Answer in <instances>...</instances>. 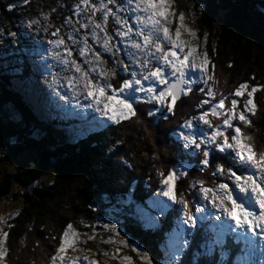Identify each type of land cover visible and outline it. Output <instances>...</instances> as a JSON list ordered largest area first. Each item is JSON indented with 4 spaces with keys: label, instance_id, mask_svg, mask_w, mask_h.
Returning a JSON list of instances; mask_svg holds the SVG:
<instances>
[{
    "label": "trees",
    "instance_id": "1",
    "mask_svg": "<svg viewBox=\"0 0 264 264\" xmlns=\"http://www.w3.org/2000/svg\"><path fill=\"white\" fill-rule=\"evenodd\" d=\"M194 1L202 2V6L196 8L197 23L205 33L201 40L204 38L207 47L211 86H215L213 102L227 96L226 108L231 107V99H236L238 108H243L247 95L237 98L229 94L240 83L249 85L246 92L252 87L259 88L253 94L255 114H247L251 126L245 127L238 120L232 123L252 137L256 152L264 151V0ZM65 2L0 0V26L12 28L18 14L34 16L38 11L48 12L52 22L62 26ZM174 2L175 14L179 15L181 0ZM3 78L0 75V200L11 194L15 200L22 201L18 216L7 222L3 232L7 233L10 258L17 260L26 252L35 254L36 246L44 241L45 231L50 229V240L43 242L40 253L47 259L54 242L59 243L69 224L85 235L95 234L104 225H116L128 237L136 239L141 248L155 253L153 235L165 227L164 217L158 216L159 222L147 228L131 214L133 209H138V197H143L145 192L143 182L156 177V172L173 170L178 149L168 143L169 130L194 111L201 95L189 92L176 103L173 112L163 118L160 114H156L157 118L152 115L148 118L146 109L150 106L142 104L135 109L133 123L118 124L93 135L84 131L83 138L68 141L64 136H56L54 126L36 123L17 96L6 89ZM11 103L27 125L12 122L5 113L4 107ZM223 119L222 115L220 122ZM228 131L230 134L231 130ZM54 138L59 139L57 143ZM27 151L37 153L30 165L20 170L17 167L12 171L6 169L25 152L31 154ZM213 155L221 160L224 154L213 150ZM235 158L233 154L232 160ZM201 159L203 154L195 160V170L184 172L182 176L187 181L202 178L209 185L213 179L219 181L218 176L211 175L215 161L201 171ZM49 170L53 173L52 181L45 185L41 178ZM184 182L176 180L175 190L182 193ZM12 187L19 191L12 192ZM27 264L37 263L30 260ZM201 264L206 263L201 261Z\"/></svg>",
    "mask_w": 264,
    "mask_h": 264
},
{
    "label": "snow or ice",
    "instance_id": "2",
    "mask_svg": "<svg viewBox=\"0 0 264 264\" xmlns=\"http://www.w3.org/2000/svg\"><path fill=\"white\" fill-rule=\"evenodd\" d=\"M82 2L88 7H93V15L98 9L103 10L102 23H106L108 16L112 14L111 10L107 9L103 3L98 6H93L89 4V0H82ZM108 3H113V0H108ZM131 5L130 11L135 12L134 23L136 29L131 27L124 28V23H121V28L118 34L123 39L124 37L132 36L139 38L137 42L129 39V46L136 49L138 52L144 53L149 49H154L153 51H148V55H154L158 53L157 57L158 63L161 66H149L147 59L141 61V57L137 55H132L130 58L137 68L147 69V71H141L139 73L131 72L129 73L127 65L124 66L123 71L128 73L130 78H124L119 84V87H113L108 83H101V80L93 81L85 76V88L87 92V98L92 101L96 106L97 111H102L105 118L110 120L112 123H119L122 120L130 119L136 116V111L134 110L133 103H130L128 99H120V93H128L129 99L135 93L143 92L148 96L150 101H153L157 106H163L167 109L169 113L173 112L174 107L178 99L181 96L189 95L191 88H185V72L186 69L191 68L195 71L199 67V71L204 74L206 71V66L209 64L206 55L194 56L197 53V48L191 46L190 42L181 41L179 39L181 35V29L183 28L189 36L195 38L196 33L192 30L185 28L183 25L184 16L182 14L170 13L168 0H128ZM11 10V9H9ZM122 10L121 8L116 9V11ZM170 16L175 17L178 21L175 28V36L170 33L168 25L173 23ZM85 27V25H81ZM96 28H99L101 32L104 31L102 24H96ZM55 35V33H53ZM93 38L95 39V33H93ZM109 37H105L104 47L107 50ZM57 41V44H60ZM167 46V47H166ZM187 47V52L185 48ZM194 57V58H193ZM99 60V56H97ZM197 61L199 63L197 64ZM67 63V62H65ZM231 66V65H229ZM163 67L170 70L175 82H171L166 79V73L163 71ZM214 69V66H213ZM75 71L80 72L79 67L75 68ZM89 71L100 72L99 68L90 69ZM109 72H102V78L108 77ZM111 75H115V70H111ZM206 79H210L206 77ZM142 81H154L158 85L163 86V90H157L154 87H144L142 86ZM249 85L246 83H240L229 95L232 97H242L247 95V99L243 101V108H238V101L236 99H231L230 108L225 107V101L228 99L227 96H222L218 101L212 105L210 112H203L198 120L207 125L210 132L207 134L206 138L200 139L198 142L193 139L192 133H186L181 137L184 141V147L195 149L191 155H196L197 152H202L203 159L199 163L203 166L201 171L208 169L213 161L218 159L212 154L211 149L214 148L215 152L224 154L223 164H215L211 170L212 177H216L217 174L224 176L225 180L230 179L232 184L235 185V192L230 189L228 183L219 182L215 179L212 180L214 186H205V182L201 180L199 182L200 188L199 192L203 199L206 201L205 208L210 205L216 210V213L221 215H215V220L221 221L218 225L221 230L225 232H231L239 230L237 233V239H243L247 245L250 247L255 246V241L259 240L264 244V151L256 152L254 145L251 143L252 137L243 133L241 128L235 126L232 122L233 120H238L245 127H250L251 122L247 117V114H255V103L253 100V94L260 89L257 87H252L251 91L246 90ZM158 91V94H157ZM208 100H201L199 104H207L209 100H215L213 90L209 88L207 90ZM92 106V105H89ZM150 116L154 113L149 110ZM212 116L219 119L221 115L224 116L222 127L214 126L210 123L208 116ZM194 119H196L194 117ZM182 128L191 129L193 127L191 121H185ZM224 129H230L231 133L226 134ZM196 134H200L197 132ZM233 154L239 160L240 164L249 166L254 170L253 175H238L233 170L237 167L233 163ZM211 156V159H210ZM184 172H176L174 169L169 170L166 176L162 173H158L162 178L160 183L164 185L160 194L166 197L168 200L176 203V196L174 192L175 181L180 179ZM226 174V175H225ZM195 187V185H193ZM237 193L240 195L238 196ZM250 194V197H249ZM183 203L185 212V223L188 227L193 225L190 223L193 216L188 212V204ZM254 202V207L259 210L255 212L250 210V205ZM166 207V206H164ZM197 212H201V208L196 209ZM223 221H231V227L223 223ZM72 225L69 224L67 228L62 232L59 246L55 251V255L51 256L49 259V264H74L77 257L67 258L65 253L68 248H73L79 241L75 239L78 233L72 231ZM107 227V225H106ZM115 230V225L112 226ZM248 234L254 239H249ZM7 237V233H0V260L5 258L6 252L4 250V243ZM92 239V237H90ZM103 243H116V241H102ZM187 243V241H185ZM119 247H128L132 252L137 253L141 256V264H152L149 256L144 251H137V247L132 246L131 242H125L124 239L119 241ZM103 255H108V253H103ZM179 255V253H177ZM118 253L114 254L112 258H116ZM87 264H96V261L88 260V257H84ZM122 264H131L128 257L122 258Z\"/></svg>",
    "mask_w": 264,
    "mask_h": 264
},
{
    "label": "rangeland",
    "instance_id": "3",
    "mask_svg": "<svg viewBox=\"0 0 264 264\" xmlns=\"http://www.w3.org/2000/svg\"><path fill=\"white\" fill-rule=\"evenodd\" d=\"M81 4H84V3L81 2ZM180 4H181V13L180 14H182L184 16L183 25H184L185 28H188V29L192 30L193 32H195L196 33V37L193 38V37L189 36L188 33L185 32L184 29L182 28L181 29V35H180L179 39L181 41L190 42L191 46L197 48L198 51H197L196 54H194V56H198V55H206L207 56V51H206L207 47L204 44V38L202 39L203 41L201 40V36L204 37L205 33H204V31L201 28H199V24L197 23V16L198 15L196 13V8L198 6L201 7L202 6V2H199V4H198L194 0H185V1L181 0ZM173 5H175V3ZM115 6H117V5L115 4ZM175 7H176V5H175ZM74 8L76 9V6H75V4H72V6L69 9L75 10ZM40 12H43V11H40ZM172 12L174 13V9L172 10ZM91 15H93V10H92V14ZM91 15H89V17H91ZM42 17H43V19L46 20V14L42 15ZM36 21L38 22V20H36ZM36 21H34V22H36ZM74 21H75L74 18L66 17L65 22L63 23V27L60 29V31L61 32H65V29H67V27L71 23L74 24ZM34 22H32V24ZM28 23H30V21ZM177 23H178V21L172 23L173 24V29H172V31L170 33L173 36H175V28H176V24ZM27 26H28V24H27ZM49 26L46 24V28L47 29L49 28ZM40 31H44V30L41 29ZM55 31H53V33H55ZM0 34H2L1 31H0ZM85 35H86V33H83V36H85ZM12 36H13L12 33L9 34V35L4 34V35H2L0 37V41H3L5 38H10ZM25 36H26V34H25ZM27 38L30 39L31 36H28ZM33 39H35V38L32 37L30 39V41L33 42ZM11 45L13 46L14 49H16L17 46L14 43L11 44ZM90 47H94V46H90ZM9 49H12V47L8 46V45L0 46V52L1 53H5V50H9ZM112 49H113L114 52L110 51L108 53V56L106 55V58H107L106 61H102V63H103L102 68L105 69V71L109 72L110 74H109L108 77H104V78H102V75L100 74V77H101L102 80L107 79V81L109 80L110 82L115 79V76L111 75V70H113V69L115 70V73H116L115 75H119V74L123 73L122 72L123 71V63L119 62V54H118V52L115 51V46L114 45L112 46ZM86 50H88V49L86 48ZM20 51H22V50H20ZM14 52H17V50H15ZM93 52L96 55L95 58H97V56L102 58L101 52H99L97 50V48ZM185 52H187V47L185 48ZM84 53H86V52H84ZM134 54L138 55V53L137 54L134 53ZM4 56H5V54H4ZM158 56H156V58H155L156 62H155V59L153 58L152 65L148 61L150 63L149 64L150 67L153 66V65L161 66V65H159L158 60H157ZM19 59H20V57H19ZM19 61H21L20 65H24L25 64L23 62L22 58ZM19 61L16 60V62H18V63H19ZM198 63H199V61H197V64ZM207 66H206V71H205L204 74H202L199 71V67H197V69L195 71H192L191 68L186 69V72H185L186 82H185L184 87L185 88H188V87L192 88L196 84H198L199 86H203L205 84V82H207L209 85L212 84L211 76L207 72ZM163 71L166 73V79L174 83L175 80L173 79V76H172L170 70L167 69L166 67H163ZM206 77H209L210 79H206ZM116 82L118 84H120L117 79H116ZM105 83H106V81H105ZM142 86H144V87H154L158 91L159 90H163V86L156 84L154 81H144L142 83ZM210 88L214 89L215 86L212 85ZM158 91H157V94H158ZM122 95H124V93H120L119 94V98ZM137 97H139L140 99H144L146 101H149L151 103L153 102V101H150L148 96H146L143 92L135 93L132 96L131 99H136ZM203 97H205L207 100L209 99L207 94H205ZM139 98H137V99H139ZM212 101L213 100H209V102H208V104L211 107L213 105ZM135 102H137V101L131 100V103H135ZM162 107L163 106L155 105L156 110H158V108L162 109ZM4 108H5V113L8 115V117L10 115V117H9L10 119H12L14 121H18V117L16 116V112L14 110V107H12V105L9 104V105H7ZM148 113H149V111L146 110L147 117L150 118ZM133 117H131L130 119H127V120L120 121V125L119 126H121L122 124H123L122 126H127L128 123H133V121L135 119ZM96 123L99 124V125H104L105 124V123L100 124L99 121H97ZM106 123L113 124L110 120H108ZM226 134H229L228 130H227ZM73 137H74V135L71 134L69 137H67V138L65 137V139H73ZM27 152H30L31 154H29V153L26 154V152H25L23 155H21L19 158H17L13 162V165H9V167H7L6 169L8 171H12V169L17 167L20 170L21 168H24V167H27L28 165H30L33 162L34 157L37 156V153L35 151H27ZM163 174L166 176L167 173H163ZM52 177H53V173H52L51 170H49L47 172V174H45L41 178V181L45 185H48V184L51 183ZM160 180H161V176L159 175L158 176V181L156 182V187L163 189L164 185H162L160 183ZM226 181H229L230 185L229 184L228 185H229L230 189H232L235 192L236 191L235 190V185L232 184V181L230 179H228ZM195 184H196V182H193L190 185H188L185 188V190L181 189V191H183L181 194H179V191H176L175 196H177L179 198L178 199V205L182 209H183V203L180 202L181 200H183V202L187 203L185 201V198H187V199L191 200V204L194 203V195L192 194L191 190H192V188H194L193 185H195ZM231 186H232V188H231ZM17 191H19V189H17L16 187H12V192H17ZM237 194H239V193H237ZM161 198L162 199H166V197H164L163 195L161 196ZM171 203H173V202L168 200V199L166 200V204L167 205H169ZM21 206H22V201L21 200H15L11 196V194L7 195L6 197H4V198H2L0 200V233L4 232L5 226L7 225L8 221H10L12 219H15L18 216V214H19V212L21 210ZM138 216H139V218H141L139 214H138ZM148 223H153L154 224L153 220H151L150 222L148 221ZM49 231H50V229L45 231V234H44V237H43V239H44L43 242H45V243L49 242V240H50V238L48 237L49 236ZM72 231H75V230L72 229ZM76 233H78V235H77V237H75V239L78 240L79 242L74 245V249L75 250H73V248H68L66 253H65L66 257L69 258V259L72 258V257H77L78 258L77 260L74 261V264H87V261L84 259L85 256L88 257V260L96 261V264H122V258H124V257H128L130 262H131V264H141V256L140 255H137V253H135V252H130L131 250L128 247H119L118 246L119 241L122 240V239H124L126 243L130 241L132 246H134V247H137L136 243L133 242L132 240H130L129 238H127L124 234H122L119 231H117L116 227H115V230H114L112 225L107 226V227L106 226H102L100 229H98V231L95 234L85 235V234H80L79 232H76ZM90 237H92V239H90ZM109 240L116 241V243L109 244V243H103L102 242V241L106 242V241H109ZM43 242H41L39 246H36V249H37L36 251L37 252L35 254H32L31 252L22 253V254H20V256H18L17 260H14V259H11L10 256L8 255V248H7L6 241H5L3 247H4V250L6 252V255H5V258L3 260H0V264H27V262L30 261V260L32 261V263L36 262L37 264H49V259H50L51 256L55 255V251H56L57 247L59 246V243L56 245L55 242H54V246H52V248L49 250L50 253L47 256V259H45L42 256V254H40V253H42V248L44 247ZM128 250H130V251H128ZM137 251H140L138 247H137ZM103 253H108V255H103ZM116 253H118V256L116 258H112L113 255L116 254ZM171 263L174 264L175 262L172 261ZM58 264H59V262H58Z\"/></svg>",
    "mask_w": 264,
    "mask_h": 264
},
{
    "label": "bare ground",
    "instance_id": "4",
    "mask_svg": "<svg viewBox=\"0 0 264 264\" xmlns=\"http://www.w3.org/2000/svg\"><path fill=\"white\" fill-rule=\"evenodd\" d=\"M117 6H113L112 14L109 16L108 22L106 24L107 28L104 26L101 20V24L104 27V31L101 32L99 28H96L94 25H88L86 26V31L83 32L82 30L77 28V24L74 21V24L71 23L67 29L68 34L71 36V38H67L65 41V44L75 50L76 52H81L79 50L80 48H87L89 51L85 55L84 52L81 55V57L85 58V61H80L81 64L79 66H76L73 61L70 60L68 55L66 53L62 52V48L56 47L55 44H47L43 41H38L36 39H33L32 41H29V47L30 50H27V52L32 55L33 57H29L25 54V58L23 57L24 50L20 51L18 53V56L20 59L22 58L23 62L26 63L29 66L20 65L21 63L14 62V67L21 71L24 76L26 77V74L23 72V68H29V77L26 81L23 83V90L24 92L21 93L22 100L24 104L26 105L29 113L36 117V114L34 112V109L37 107L41 110V117L43 121H46L48 118L47 112L48 111H55V109L51 105V100L59 104L57 101H59V96H64L66 100L70 103H75L77 107L81 109H92L96 111V106L92 103L91 100L87 98V92L85 88V76L88 79H91L93 81L101 80V83H108L107 79L102 80L100 77V74L102 72H106L105 69L102 68V64L99 60H97L95 55H93V51L89 45L91 44L90 35H93L95 33V37L98 39V50L106 53L107 50H111L113 44H117V51L119 53V57L122 60H125L133 70H137L138 73L141 71H146V69H140L137 68L136 65L132 62V59L130 56H132L134 53H138L137 56L141 57V61L144 59H147V61H150L153 63V58L155 59L156 56H158V53H154V55H148V51H153L154 49H149L148 51L144 53L138 52L136 49L131 48L128 44L129 39L141 42L139 41V38L135 37L134 35L128 37H124L125 41L127 42L128 46L122 47L120 44V41L118 39V33L120 31H123L124 28L131 27L134 30L136 29V25L134 23L135 19V12L130 11L131 5L128 3V0H117L116 2ZM121 8L122 10L116 11V9ZM75 9V8H74ZM80 12H77L75 14L74 18H78L79 21L87 23L89 22V15L92 14V10L90 7L86 5V10L83 9V7L78 8ZM121 23H124V28H121ZM29 29H32L34 35L39 38L42 36H45L48 34V29L46 28V22L43 19H40V21H36L35 23L31 24L29 26ZM43 29L44 31H40ZM108 31V36H105L106 32ZM83 33H86L85 36H83ZM63 35L64 38L66 37V32L60 33L59 36ZM25 34L23 35V37ZM29 35L27 34L26 37ZM105 37H109L107 50L104 47L105 43ZM24 40V38H23ZM35 42H39V47H36L34 44ZM142 43V42H141ZM38 46V45H37ZM46 51H51V56H44L42 58L45 62V64H41V61L37 56H40V52L46 53ZM135 55V54H134ZM48 59V60H47ZM129 61V62H128ZM156 61V59H155ZM67 62V63H65ZM13 67V65H11ZM79 67L80 72L75 71V68ZM93 67V68H90ZM99 68L101 71H89L90 69ZM124 75H128V73H125L122 71ZM71 75V76H70ZM40 77H43L44 80H46L49 84L50 90H48L40 80ZM123 76V75H122ZM121 76V77H122ZM45 77V78H44ZM39 80V82H38ZM31 86L33 88L32 96L30 97L31 100V107L27 104L25 100V95L27 94L28 87ZM50 92V93H49ZM51 97V100L49 99V96ZM56 100H55V98ZM23 104V105H24ZM60 105V104H59ZM92 105V106H89ZM36 106V107H35ZM64 108H67L66 106H63ZM35 118L38 119V115ZM89 115V114H88ZM87 119H89V116H87ZM83 121V119L81 120ZM40 123V122H39ZM41 124V123H40ZM198 187L192 188L191 192L194 196H196ZM136 216L139 218L138 214ZM141 219V218H139ZM142 220V219H141ZM208 230H212L213 228L211 226H207ZM206 237V236H205ZM162 249V248H161Z\"/></svg>",
    "mask_w": 264,
    "mask_h": 264
}]
</instances>
